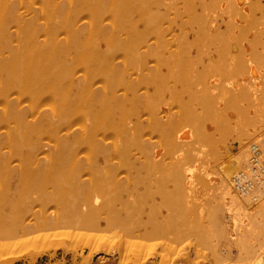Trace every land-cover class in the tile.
Here are the masks:
<instances>
[{"label": "bare ground", "instance_id": "6f19581e", "mask_svg": "<svg viewBox=\"0 0 264 264\" xmlns=\"http://www.w3.org/2000/svg\"><path fill=\"white\" fill-rule=\"evenodd\" d=\"M56 236L261 264L264 0H0V255Z\"/></svg>", "mask_w": 264, "mask_h": 264}, {"label": "rangeland", "instance_id": "374dc122", "mask_svg": "<svg viewBox=\"0 0 264 264\" xmlns=\"http://www.w3.org/2000/svg\"><path fill=\"white\" fill-rule=\"evenodd\" d=\"M224 148L225 147L223 146V149ZM203 165L204 166L206 165L204 167L205 170L207 167V171H205L204 173L207 172L205 175H208V183H210V182H212V180H210L209 178L213 179L215 176V174H214L215 172L208 169V166L206 163ZM210 171L212 172V174H214V176L212 174L209 176V174L211 173ZM202 192L205 194V190ZM206 193H207V191H206ZM205 195L201 196V200H205V198H207V194H205ZM60 236H62V235H60ZM60 236H56V238L53 237L52 238L53 240H50V239L48 240V239L44 238L46 242L42 239L43 237L40 238L37 247L34 250H32L31 252L29 251V253H28V251H24V250L20 251L18 249L15 250L12 248L11 249H5V251H3L0 255L2 257L0 260V264H29V263L32 264L31 262H29L28 259L32 258L33 256H36L35 262L33 264H71V263L72 264H75V263L76 264H84L85 263L84 261L86 260V254H88V251H89L87 241L85 240L86 241V245H85L84 244L85 243L84 238L82 240V237H84V236H78L75 239L70 236V238L73 239V240L71 239V241H70V239L67 240V238H69V237L63 236L64 238L62 237L63 238L62 239ZM54 238H55V240H54ZM78 238H81V239H78ZM192 238H193V236H190L187 238V240H184L188 250L185 247V243L183 241H182V246L180 245L181 243H179V244H176L177 246H174L175 248H172V245H174L173 242H170V243H172V245L168 246V245H170V244H168L169 240H163V241L158 240L157 242H159V244L156 243V241H155V243L154 242L151 243L150 246L143 247L142 249H139V250H141L138 253L139 258L145 257V258L149 259L153 255H155L156 258L161 260L162 264H183V263H181L182 260L184 261V263L187 262L188 264H218L217 261H216L217 263L213 262L215 260H213L212 256H209L210 253L208 252V249H206V248L203 249V247L201 245V248H202V250H201V248L199 247L200 244H197V243H196L197 245L195 247L194 246L195 241L192 240ZM74 240H76L75 241L76 243L74 242ZM58 241H62L63 243L60 242L61 243L60 244ZM190 241L191 242L193 241V243H191ZM163 242H166V245L168 244L167 245L168 247H165L166 245ZM189 243H191V245H188ZM158 245H160V247ZM163 245H165V246H163ZM178 245H180V247ZM182 247L185 249V251H182V249H183ZM190 247H192V248H190ZM178 248H179V250H178ZM6 250H7V253H6ZM10 250H11V252H13V254L10 252ZM15 251L18 254H14ZM8 252L11 253V255L8 254ZM19 252H22V253H19ZM73 252H74V254L76 253V255H77L75 259L72 256ZM3 255H6L4 259H3V257H4ZM81 255L84 257L81 258L82 257ZM100 256H101V258L102 257L109 258L108 255H105L103 252H96L93 254V256H91L92 262L90 264H93V262H95L97 259H99ZM263 261H264V258L261 261V264L263 263ZM118 262H119V260L115 261V263H118Z\"/></svg>", "mask_w": 264, "mask_h": 264}, {"label": "built area", "instance_id": "2783aa9c", "mask_svg": "<svg viewBox=\"0 0 264 264\" xmlns=\"http://www.w3.org/2000/svg\"><path fill=\"white\" fill-rule=\"evenodd\" d=\"M262 264H264V261H263V263Z\"/></svg>", "mask_w": 264, "mask_h": 264}]
</instances>
